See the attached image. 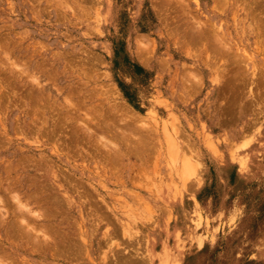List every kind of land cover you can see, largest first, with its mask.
<instances>
[{
	"label": "rangeland",
	"instance_id": "1",
	"mask_svg": "<svg viewBox=\"0 0 264 264\" xmlns=\"http://www.w3.org/2000/svg\"><path fill=\"white\" fill-rule=\"evenodd\" d=\"M0 264H264V0H0Z\"/></svg>",
	"mask_w": 264,
	"mask_h": 264
}]
</instances>
